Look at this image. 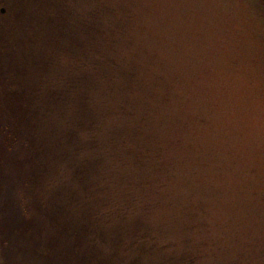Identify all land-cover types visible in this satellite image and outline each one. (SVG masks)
<instances>
[{
  "label": "rangeland",
  "instance_id": "1",
  "mask_svg": "<svg viewBox=\"0 0 264 264\" xmlns=\"http://www.w3.org/2000/svg\"><path fill=\"white\" fill-rule=\"evenodd\" d=\"M156 2L161 0H0V64L15 75L0 73V92L8 85L22 89V98L32 94L35 101H19L26 105V117L44 114L35 135L44 154V179L50 178L42 200L53 209L51 204L63 200L69 188H81L80 180H70V168L74 159L84 161L95 141L92 153L99 155L92 160L102 164L94 212L103 230L95 225L105 234L116 225L122 229L117 247L107 237L74 252L53 242L55 226L48 217L16 236L21 218L13 206L12 174L22 171L0 164V225L8 234L2 264H235L231 250L214 244L205 220L189 214L180 227L154 223L151 205L143 199L149 178L162 172L166 151L154 143L152 121L147 113L138 116L142 102L132 95L145 89L138 62L147 58L154 63L156 57L144 46L146 21L139 7ZM67 75L88 81L72 86ZM63 153L69 156L56 161ZM87 200L79 196L76 208L85 207ZM91 240L94 244V235ZM85 250V256L79 255Z\"/></svg>",
  "mask_w": 264,
  "mask_h": 264
},
{
  "label": "clouds",
  "instance_id": "2",
  "mask_svg": "<svg viewBox=\"0 0 264 264\" xmlns=\"http://www.w3.org/2000/svg\"><path fill=\"white\" fill-rule=\"evenodd\" d=\"M139 14L156 57L138 62L145 89L132 95L166 149L145 185L149 217L180 227L196 214L235 249L264 229V0H161Z\"/></svg>",
  "mask_w": 264,
  "mask_h": 264
},
{
  "label": "trees",
  "instance_id": "3",
  "mask_svg": "<svg viewBox=\"0 0 264 264\" xmlns=\"http://www.w3.org/2000/svg\"><path fill=\"white\" fill-rule=\"evenodd\" d=\"M6 57L9 59L8 56ZM109 62L115 64L111 60ZM0 73H3L8 78H15V75L10 74L9 70L3 64H0ZM79 77L80 75L74 77L67 75L66 81L72 86L81 81H88L85 78ZM125 87L128 89L129 84ZM22 96V89L12 90L8 88V85L3 87L0 92V154L2 153L0 164H4L10 168L14 167V169L18 168V170L22 171L20 174H12L15 177L13 180L16 185V198L13 206L15 215L21 218V226L19 225L17 227L18 231L17 233L15 232L16 236L18 234H24L25 228H29L30 224L36 227L37 225L40 226L37 224L40 218L46 219L48 217V222L55 226L54 235L52 236L53 242H63L64 249L71 247V252H74L76 250L75 248L78 251L83 246H86L87 249L93 248L97 244L98 239L100 242H104V238L107 237L111 239L112 245L114 244L117 247L120 241L119 235L122 232L121 227L116 225L112 231L106 232L105 234L102 232L103 229L100 219L97 218V214L94 212V199L95 201L99 199V171L102 164L101 159L92 160L94 154L96 156L99 155L98 151L92 153L95 141L89 145L84 156V161H82L83 159H72L74 163L70 168L69 178L71 181L80 180L79 186L81 188H69L67 194L62 195L63 200L58 204H51L53 209L44 203L43 189L50 178L44 179V173L45 176L47 175L46 166H43L44 154L41 156V144L36 137L38 136V130L41 128V114L43 113H40L39 117H26V105H22L19 101L22 100V103H27L30 100L35 101V96L32 94L26 98H22ZM36 102L40 108L44 101L40 98ZM121 110L124 113L126 111L124 109ZM30 114H33V112ZM82 117L83 115L80 118ZM65 135L66 140H71L72 134L66 133ZM90 137L93 139L92 134ZM57 141H61V139L57 138ZM73 148H76V146ZM65 155L67 157L68 154H59L55 160L58 162L62 161L65 159ZM80 192H82V195H79ZM79 196L88 199L85 207L76 208L75 203ZM101 200L104 201V198L102 197ZM95 223L102 229L101 231L98 230ZM91 235H94V244L91 242ZM6 236H8L7 232L1 230L0 225V264L6 258V253L4 252ZM43 241L49 247L51 246L50 242ZM234 243L238 245L235 249L233 248V242L225 245L219 240L214 241V244H223V248L226 251H232V261L235 264H264V229H261L256 235L251 236L246 241L237 238L234 240ZM78 245L81 246L79 248L75 247ZM112 245L111 247H114ZM87 251L85 250L78 254L85 256Z\"/></svg>",
  "mask_w": 264,
  "mask_h": 264
},
{
  "label": "water",
  "instance_id": "4",
  "mask_svg": "<svg viewBox=\"0 0 264 264\" xmlns=\"http://www.w3.org/2000/svg\"><path fill=\"white\" fill-rule=\"evenodd\" d=\"M1 11L3 12V9H1Z\"/></svg>",
  "mask_w": 264,
  "mask_h": 264
}]
</instances>
